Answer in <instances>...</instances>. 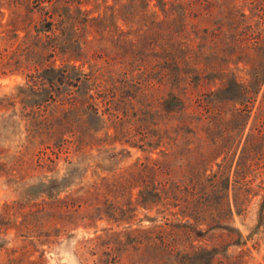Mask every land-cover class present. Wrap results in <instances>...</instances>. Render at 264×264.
Segmentation results:
<instances>
[{"label": "trees", "instance_id": "1", "mask_svg": "<svg viewBox=\"0 0 264 264\" xmlns=\"http://www.w3.org/2000/svg\"><path fill=\"white\" fill-rule=\"evenodd\" d=\"M215 7L230 34L210 32ZM0 44V74L23 77L25 149L64 165L41 196L74 226L105 222L113 264L252 254L264 229V0H0ZM254 204L245 237L235 217Z\"/></svg>", "mask_w": 264, "mask_h": 264}, {"label": "rangeland", "instance_id": "2", "mask_svg": "<svg viewBox=\"0 0 264 264\" xmlns=\"http://www.w3.org/2000/svg\"><path fill=\"white\" fill-rule=\"evenodd\" d=\"M3 10L8 11L6 8ZM223 10L226 12L227 9ZM219 12V8L215 7L209 24L210 32L214 35L230 34L233 21ZM190 22L194 23L193 20ZM2 48L0 44V51ZM22 82L21 75L0 74V264H113L118 252L105 254L106 250H110L103 246V230L110 229L105 222H99L98 228L87 227V221L74 226L68 223L67 210H61L59 204L52 205L54 201L41 196V185L46 178L61 176L65 171L62 161L55 166L44 154L25 149V134L21 133L22 129L18 131L16 117L22 108L16 86ZM3 97H6L4 101ZM226 97L223 94V98ZM139 157L142 154L137 152L131 157H124L120 167L124 169ZM60 168L63 171L58 174L57 169ZM61 198H65V194ZM257 216L254 204L249 214L235 217L236 226L245 237L256 228ZM142 224L148 226L150 222L143 221ZM137 225H134L135 228L139 227ZM97 236L103 238L98 239ZM248 248L252 254L244 255L240 264L263 263L264 229L254 236ZM234 251L238 254L241 250ZM215 264L229 262L220 255Z\"/></svg>", "mask_w": 264, "mask_h": 264}]
</instances>
